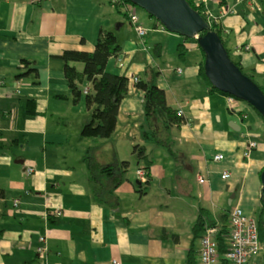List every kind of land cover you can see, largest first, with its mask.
Instances as JSON below:
<instances>
[{
	"label": "crops",
	"instance_id": "obj_1",
	"mask_svg": "<svg viewBox=\"0 0 264 264\" xmlns=\"http://www.w3.org/2000/svg\"><path fill=\"white\" fill-rule=\"evenodd\" d=\"M31 1L0 0V264H112V257L119 264H187L190 254L199 264L203 233L195 234L193 227L202 212L208 213L206 225L218 228L224 213L230 226L236 206L257 217L263 201L264 119L239 101L229 108L226 95L211 91L198 73L202 56L194 39L183 59L176 50L179 34L137 13L141 25L140 18L150 23L142 42L128 15L131 27L116 34L123 64L111 57L106 67L139 79L149 67L158 71L168 103L184 114L180 124L158 125L156 133L168 139L172 154L156 138L143 139L144 92L132 82L112 136L84 137L85 97L74 103L60 55L93 52L100 31L116 21L123 31L114 8L121 12L112 5ZM208 8L229 29L223 37L233 60L264 87V0H217ZM120 9L134 12L132 5ZM246 45L251 50H240ZM72 64L83 70L82 63ZM82 88H91L86 79ZM250 141L258 145L245 157ZM135 144H146L154 159L145 192ZM90 148L99 166L119 171L122 161H130L117 184L105 174L102 181L91 179L85 157ZM218 153L224 158L216 161ZM28 167L35 171L28 174ZM224 171L229 178L221 177ZM198 175L207 179L203 185ZM43 234L47 254L37 251ZM254 259L264 264V249Z\"/></svg>",
	"mask_w": 264,
	"mask_h": 264
},
{
	"label": "trees",
	"instance_id": "obj_2",
	"mask_svg": "<svg viewBox=\"0 0 264 264\" xmlns=\"http://www.w3.org/2000/svg\"><path fill=\"white\" fill-rule=\"evenodd\" d=\"M188 1L196 11H198L205 17L203 8L196 5V0ZM127 4L134 5L130 0H121V4H115V6L120 9V6ZM124 16L127 18L128 13L124 12ZM154 22L155 25H159L160 27H162L157 19H154ZM164 30L167 31L166 29ZM211 30L217 32L218 35L222 38L223 43L225 44V40L223 37L225 34L221 23H212ZM202 34L204 33H201L200 35ZM191 40H193V38L189 39L181 36V41L177 44L176 50L179 56L183 59L187 58L188 51L186 46L187 42ZM199 50L202 56V59L199 63V76L209 84L211 91H215L226 96L229 95L212 86L205 74V54L200 46ZM121 54L122 46L119 43L115 32L109 30H101L93 52L65 50L60 55V57L65 61V77L67 78L69 87L73 93L74 103H78L83 96L85 97V104L89 111V115L81 132L84 137L109 139L115 131L120 104L129 92V78L125 75L110 72L106 69V67L111 57L117 58L120 57ZM234 62L242 69L245 74L249 75L257 83V81L254 79L253 74L246 72L243 69L241 62ZM72 63H82L84 65L83 70H78ZM25 64L23 63V66H25ZM145 74V78L139 79V81L136 83V87L144 92L145 122L140 127V130L143 139L146 141L147 139H155L153 136L156 134L159 127L158 125L161 122L165 126L180 124L182 123L183 118L182 116L178 115V110L168 103L165 90L158 86V71L149 67L146 69ZM85 79L87 82H89L91 87L89 92L86 94H84V90L82 88V83ZM259 86L264 91V87L260 84ZM167 141L168 139L166 137H162L161 139L156 140V144L166 147L172 154L173 151L171 147L167 145ZM92 152L93 148H90L85 156L89 161L91 179H93V181H102V175L105 174L109 177H112L114 184H117L121 180V178L118 177L119 172L121 174L126 172L130 166V161H122L120 163L118 171L116 167L99 166V164L95 162L94 159H92ZM133 154H135L137 168L145 170L148 176L146 183L142 187V191L145 192L148 189L151 181V167L154 164V159L148 152L146 144H135L133 147ZM108 192L110 193V189H108ZM222 216L224 223L220 226V228H218L216 240L218 242L220 263L229 264V262L225 258V254L229 250L230 226L227 224L228 215L224 213ZM263 216L264 201H262V206L258 210V215L256 217L259 229V238L260 241L264 244ZM207 218L208 213L205 212H202L198 216V219L193 227V231L195 234H199L200 232L203 233L208 226H215V223L206 225ZM187 264H197L192 254H190Z\"/></svg>",
	"mask_w": 264,
	"mask_h": 264
},
{
	"label": "water",
	"instance_id": "obj_3",
	"mask_svg": "<svg viewBox=\"0 0 264 264\" xmlns=\"http://www.w3.org/2000/svg\"><path fill=\"white\" fill-rule=\"evenodd\" d=\"M130 1L155 17L171 33L189 39L199 35L198 44L205 54V74L212 86L246 101L264 117V91L233 61L222 38L211 30L207 19L195 10L188 0ZM201 33L204 34L200 35ZM261 181V197L264 201V171Z\"/></svg>",
	"mask_w": 264,
	"mask_h": 264
},
{
	"label": "built area",
	"instance_id": "obj_4",
	"mask_svg": "<svg viewBox=\"0 0 264 264\" xmlns=\"http://www.w3.org/2000/svg\"><path fill=\"white\" fill-rule=\"evenodd\" d=\"M217 0H196V5L203 8V13L205 18L209 22L210 26L214 22H220V16L218 14L208 8V3L216 2ZM31 2L36 3L37 0H32ZM110 2L115 4H121V0H110ZM129 20L132 24L136 36L142 42L144 41L145 37L148 35L149 30L141 25L138 15L135 12L128 11ZM225 32L228 33L229 29H224ZM198 36L194 39L196 44V48H199L198 44ZM251 50L249 45L245 47H241L240 50ZM118 62L120 65L123 64V60L121 57H118ZM181 72L180 69H178ZM139 81L138 76H132L129 78V82H132L136 85ZM89 88L84 89V93L89 92ZM227 103L229 108H233L237 103L238 99L235 96L227 95ZM178 115H183L182 109L178 110ZM256 141H250L246 148L244 149V156L249 157L253 149L257 147ZM224 158V155L218 153L214 155V160L219 161ZM35 171L34 167H28L27 173L31 174ZM138 179L141 182H146L148 176L143 169L137 170ZM230 173L228 171H224L221 175L223 179H227L230 177ZM198 182L203 185L207 179L203 175L197 176ZM14 206H18L20 204V199L15 198L13 200ZM57 215H61L62 211L58 210ZM230 220V236H229V250L225 254L226 260L229 264H260L257 262L254 257L261 253L264 249V244L260 241L259 238V229L257 224V219L245 213V211L239 207H234L229 214ZM218 232V227L216 226H208L202 237H201V248L199 251V264H221L219 258V251H218V242L216 240V234ZM39 240L41 242L40 246L37 248L39 254H47L48 247H47V236L40 235ZM112 264H119V261L115 258L110 259Z\"/></svg>",
	"mask_w": 264,
	"mask_h": 264
},
{
	"label": "rangeland",
	"instance_id": "obj_5",
	"mask_svg": "<svg viewBox=\"0 0 264 264\" xmlns=\"http://www.w3.org/2000/svg\"><path fill=\"white\" fill-rule=\"evenodd\" d=\"M66 2L69 4V5H106V7H108L109 9H111L110 7H112L113 6V8L114 7H116V6H114L111 2H110V0H66ZM110 5H112V6H110ZM127 5H129V6H131L132 4H127ZM122 6H124V5H122ZM122 6H120V8L122 7ZM132 8L134 9V12L135 13H138V15H139V17L141 16V15H146V17L147 18H149V19H156L155 17H153V16H151V15H149V13L147 12V11H145L143 8H141V7H139V6H136V5H132ZM81 10H84L83 8H80ZM114 10H115V13H116V15H117V17H120L121 19H122V22H124V25H125V29H123V31L121 30H118L117 28H118V25L116 24L117 23V21L114 23V25H112V27H111V29H108L109 31H113V32H115V34H117V35H119L120 33H124V31H126L127 29H129L131 26L129 25V23H128V20H127V18L124 16V12L121 10V9H119V11L121 12V13H123V15L121 14V13H118V12H116V9L114 8ZM141 19V22L145 25V27H146V24L147 25H150V23H149V21H146L145 22V20H147V19H144V18H140ZM133 28V27H132ZM148 30L150 31V29L148 28ZM169 32V31H168ZM149 33V32H148ZM152 37V35L150 36V37H148V40L150 39ZM229 50V49H228ZM230 55L232 56V53H230ZM180 63V62H179ZM114 64V58H113V60H112V62H111V65H113ZM80 67V66H79ZM111 72V71H110ZM202 79V78H201ZM255 79V78H254ZM202 80H204V79H202ZM256 80V79H255ZM256 81H258V80H256ZM85 84V83H84ZM239 102L242 104V105H246V106H248V107H250V111H251V115H255L256 113L254 112V111H256L255 110V108L253 107V106H251L249 103H247L246 101H243V100H239ZM254 109V110H253ZM258 113V112H257ZM259 114V113H258ZM86 123V122H85ZM154 138H156V139H161L162 138V135H160V134H155L154 135ZM132 168L134 169V167H133V165H132Z\"/></svg>",
	"mask_w": 264,
	"mask_h": 264
},
{
	"label": "clouds",
	"instance_id": "obj_6",
	"mask_svg": "<svg viewBox=\"0 0 264 264\" xmlns=\"http://www.w3.org/2000/svg\"><path fill=\"white\" fill-rule=\"evenodd\" d=\"M114 6H115V5H114ZM162 27H163V26H162ZM163 28H164V27H163ZM164 29H165V28H164ZM238 100H239V99H238ZM183 115H184V114H183ZM183 115H182V116H183ZM180 116H181V115H180ZM138 169H139V168H138ZM229 214H230V213H229ZM203 233H204V232H203ZM202 235H203V234H202Z\"/></svg>",
	"mask_w": 264,
	"mask_h": 264
}]
</instances>
